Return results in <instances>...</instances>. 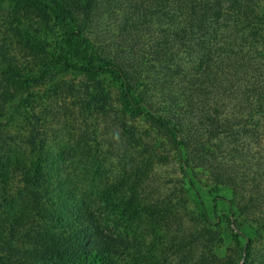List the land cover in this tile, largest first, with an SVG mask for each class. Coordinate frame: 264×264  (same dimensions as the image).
I'll return each instance as SVG.
<instances>
[{"label": "trees", "instance_id": "obj_1", "mask_svg": "<svg viewBox=\"0 0 264 264\" xmlns=\"http://www.w3.org/2000/svg\"><path fill=\"white\" fill-rule=\"evenodd\" d=\"M18 1L0 264H264V0Z\"/></svg>", "mask_w": 264, "mask_h": 264}, {"label": "rangeland", "instance_id": "obj_2", "mask_svg": "<svg viewBox=\"0 0 264 264\" xmlns=\"http://www.w3.org/2000/svg\"><path fill=\"white\" fill-rule=\"evenodd\" d=\"M20 1V0H19ZM18 1V2H19ZM17 2V3H18ZM16 4V3H15ZM2 19V18H1ZM2 21H3V19H2ZM7 26V25H6ZM6 26H5V28H6ZM112 26H114V25H112ZM0 27L2 28H4V26H2V23L0 24ZM2 28V29H3ZM111 31H113V32H118V30H117V27H116V25L112 28V30ZM12 34V33H11ZM12 36H13V34H12ZM53 42H54V39L53 38H51L50 39V44H51V46H52V48H53V46H55V45H53ZM50 46V47H51ZM69 78H71V76H67V79H69ZM201 182V181H200ZM200 186V185H199ZM200 189H201V193H202V195H203V198L205 199V201H206V203H207V205H208V207L210 208V207H212V201H214L215 199H216V197L218 196V195H224V196H227V197H229L230 195H229V193L228 192H226L225 190H223L222 188H218V189H215L212 185H209V186H207L206 185V183H202L201 184V187H200ZM218 205H219V210H220V212H221V216H223V218H225V216H229L228 215V212H229V207H228V205L227 204H220L219 203V201H218ZM190 225H192V223H188V221L187 222H185V228H189V226ZM228 231V230H227ZM230 231V230H229ZM227 246H229L230 247V249H233V247H234V239H230V238H228V239H226V242H225V245L223 246V249H226V247ZM227 250V249H226ZM232 251V250H231ZM229 253V252H228ZM225 254L227 255V252H225ZM232 253H230V255H231ZM244 262V260L240 263V264H242Z\"/></svg>", "mask_w": 264, "mask_h": 264}]
</instances>
